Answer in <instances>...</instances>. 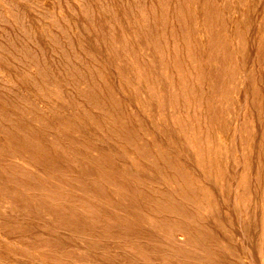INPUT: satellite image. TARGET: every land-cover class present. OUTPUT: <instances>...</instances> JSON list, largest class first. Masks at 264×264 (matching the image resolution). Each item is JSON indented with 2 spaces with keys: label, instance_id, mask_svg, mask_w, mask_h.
<instances>
[{
  "label": "rangeland",
  "instance_id": "1",
  "mask_svg": "<svg viewBox=\"0 0 264 264\" xmlns=\"http://www.w3.org/2000/svg\"><path fill=\"white\" fill-rule=\"evenodd\" d=\"M31 1L32 0H29V1L28 0H0V22H1V20H2V22L4 21L3 23H0V55L2 56V57L0 56V65L4 66L5 70H6L2 73L0 72L1 73L0 74V99H1L0 100V143H1L0 145L1 146L3 145L2 147L0 146V168H1L0 169V264H122V263L123 264H167V263L168 264H170V263L171 264H181V263L182 264H191L194 260L196 261V262L194 261L195 264H206L204 247L207 245L206 243L208 242V240H207V238H205L206 236H205L204 232H199L202 229L201 226L197 227V235L193 236V238L191 239V241H193L194 243L190 242L189 246L188 245L184 246V245H179V244L176 245L175 243H169L168 242L169 240L166 236V232L171 227L183 226L186 228V225H188L186 223V215H185L186 212L188 213V211H187L188 207L186 206L187 204H186L185 200L183 199V196H182L183 193H182V191L174 190L179 184L177 186L174 184L175 187H174V185H171V186L169 184L165 185V183L162 182L163 180L159 181L156 179L158 177L155 176L154 181L155 180L158 181V183L161 185L157 186L158 183L153 184V186H151V188L148 190V192L150 193V190H153V191H151L150 195L152 194V192L153 193L156 192L155 193L156 195L154 194V196H160L161 195L160 199L163 200L162 203L164 205H168V206L170 205V207L175 208V210L178 209L177 212L178 213L182 212L183 214L182 213L179 214L182 216L173 215L172 213H165L166 211H164L160 207H159V209H161V210H157L158 206L152 208L154 210V212H153V214H151L149 212L148 208H146V209L144 208L143 203L145 201H143V198H141V196L138 195L139 191H138V194H136L137 189L135 188L136 189V191H135L134 188H132V187H134V185H133L134 180H132V179H135L138 176L141 178V181H140L141 184L143 182L146 185H149V181L144 182V180H146V179L143 176H140V174L142 172L144 174L148 175V170H145V168H143V169L138 168L139 170L136 172L132 169L127 168L124 164L121 163L126 168V172H124V175H125L124 180H125L126 184H124V185L121 184L120 179H119L120 176L116 172L118 165H120L119 164L120 161H119L118 157H115L116 154H121V150L117 146H113L112 141H109V139L107 140L106 138L99 140L98 141L99 143H97V145H101V147H103V149H104L103 155L104 156L102 155L101 150L93 151V153L91 155L83 154V152L80 151V149H78V151H76V152L75 151L73 152V149H74L73 145H71V146L69 145L68 148H66V146H65V149L63 148V150L66 151V150L70 149V151L68 150L67 152H64L63 150H61L62 147H64V146L58 145L59 140H60V139L56 138L58 136L54 135L53 132L48 133L50 131L47 129L44 133V128H43L44 123L42 121L32 120V115L34 116V114H33L34 110L29 106V105H31L30 104L31 101L29 100L28 95L31 96L30 94H31L32 90H34V88L32 89V87L33 86L35 87V85H38L39 88H43V86L46 85V86H44V88L45 87L51 88L53 90H60L61 89V90H63V91L60 90L61 92L70 93V94H71V92H73L72 94L75 93L74 88L77 89V91H89V90H91V88H90L91 82L89 84V81L86 78H88V77H89V79L92 78V76L94 74V73L92 74V72H95L96 68L94 66H96V64L97 65L100 64V66H101V63H102L103 66H101V67H103V69H104V64H106L107 66L105 65V68L107 70L104 69V71L107 73H111L113 71L112 72L113 74L118 72L116 69V68H118V66H116V65L119 64L120 69L119 68L118 69H119V71L121 70L120 73L122 71L124 72V73L122 72L123 74L121 73L123 75V76L121 75V79L123 80V78H125L124 80H126V81L127 80L133 81V84H135V85H132V87L134 89L136 88L138 91L136 89L133 90V88H132V91H135V93H138L137 95L140 94L139 97L137 96L139 98V100H140V98H141V101L146 99L145 98L146 97L145 92L148 89L144 85V82L142 83L141 79H139L140 77L138 78L136 74H138V76H140L142 74H145V71H146V75L149 76V77H147L148 80L150 78H152L149 81L150 82L154 81V82H151V83L157 82L162 87L161 88L156 83L157 84V94L158 95L162 94V97H160V99L163 101L162 105H165V108H163V109H164V113L167 115L170 113V111H168V110H171V108L173 107L174 98H178V97L176 96V93L173 96H171L172 92L167 94L168 93L167 91L169 90V88H168L169 82L166 81L165 78H163L164 76L161 77L159 75V68L161 69V67H160L159 62H158L159 64H157L158 56H155V55L157 54L158 50L159 51L161 50L160 52H158V55L161 54L160 57H162L163 54H164L163 56H165L167 54L165 57H168L169 59L166 61H170L171 55H173V57H174L178 52V54L176 56H178V55L179 56L178 57L175 56V60L176 61L178 59L181 60V62L178 60L179 63H181V64L185 63L184 61L187 60L189 64L187 62L185 64L186 65L188 64V67L194 73L190 72L191 73V74L189 73L190 77L187 74L188 78H185V79L186 80L188 79L189 81H184V82L181 81V83H179V84H178L179 80L175 82L174 88H176V90H178L182 95L180 97L179 101H177V102L182 103L185 106L184 109H187L189 107L192 110V111L190 109H189L190 111L188 110L190 115H191V113L194 114L195 110L202 112L204 110L203 103H205V100H206L208 102L209 107H210L209 109H211V111L215 114V116L218 117V119L214 118V120L219 122L218 126L223 127L222 125L225 124L223 128H226L227 131H234V130L237 131L238 130V127H237L238 123H236L235 119L240 114V107H239L240 103H239V101H240V95H241V84H240L241 76L246 75V74H248L249 77H251V75H252L253 78L255 76L256 78H258V81L263 82L262 86L264 85V35L262 33V32H264V26H262V25H264L263 24L264 20L262 21V19L264 18V16H263L264 12H262L264 8L259 6L260 2H262L264 0H255V2H254L255 4L254 3H252L251 5L248 4L249 6L254 7V9L253 8L250 9L249 6L245 7L244 0H240V5L238 6V10H237V13L235 15L236 19H237V22H236L237 27L235 26V24H234V26L231 25V27H230V25L228 26L226 24V21L223 19V17L219 18L222 16V14H224V12L226 13L225 17H228V12H226L227 10L225 9V5L223 6L222 4L216 3L217 6L215 5L214 9H213V7H210L211 1L215 2L216 0H197L199 2L198 3L197 1H195L197 4L194 3L193 0L192 1L191 0H189V1H187V0H182V1L181 0H168L167 2H166V0H163V1L162 0H148L149 2L147 0H77L76 2H75V0H54V1L49 0L53 4V7H52L53 9L51 12H47V11L40 8V4L46 0H38V1L34 0V1H32L34 3H32ZM59 1H61V2H59ZM153 1H155L157 5L155 4V2L153 3ZM231 1L234 3H236V2L239 3L238 0H231ZM53 2H56L55 3L56 7L59 8L60 11H59V9L57 11V8H55V4ZM91 2H92V4H91ZM120 2H121V4H120ZM186 2L187 3L189 2L188 3L189 5ZM143 3L145 5L147 4L146 10L149 11L151 9V12H149L151 15H152V13L155 14L157 12L155 18H157L159 21L157 19L153 18L154 16H151L150 14L148 15L149 20H151V19L156 20V22L154 20H151L152 22L154 21L155 24L154 23L151 24L149 22L148 23L149 25L147 26V23H146V22H148L147 18H143V19L141 18V20H140L139 16H142V14H140V13L144 12L142 10L144 8ZM148 3H150V4H148ZM152 3L156 6H154ZM191 3L194 4V6ZM30 4H31V6H30ZM32 4L33 5L35 4V5L33 6ZM138 4L141 5L140 7H142V8H140ZM190 4L192 6H190ZM195 4L197 5V7ZM129 5H131V6H129ZM152 5H153V7H156V8L159 7L158 10L157 9L155 10V8H153ZM148 6H150L149 9H148ZM174 6H175V8H174ZM221 6H222V8H221ZM5 7L10 8V13L5 12ZM32 7H35L36 10H35V8H32ZM92 7H93V9H92ZM129 7H130V9H129ZM164 7L166 8V10L163 9ZM16 8H19V9H16ZM137 8L141 9V11L138 10ZM196 8H197V10H196ZM177 10H179V11L177 12ZM222 10H224V12ZM137 11L138 12L140 11L139 14ZM168 11H169V13H167ZM42 12H46L47 16L44 13L41 14ZM123 12H125V13H123ZM51 13H52V15H50ZM114 13H116V15ZM161 13H163V15H161ZM180 13H182V15H180ZM3 14L6 16H4ZM15 14H16V16H15ZM54 14H56V15H54ZM121 14H125V15L130 14L128 17H129V19H130V17H132L131 18L132 21L130 22L129 19L127 20V18H128V17H126L127 15L124 16ZM48 15H50V16H48ZM131 15H133V16H131ZM158 15H161V16L159 17ZM199 15H201L202 19H201V17H199ZM122 16L126 17V18L123 19ZM163 16H164V18H163ZM182 16H183V18H182ZM45 17H49V18L51 17V19H47ZM261 17H263V18H261ZM7 18L10 19V21ZM15 18L18 19V21ZM162 18L164 20H162ZM190 18H192V19L190 20ZM65 19L67 21H65ZM125 19H126V21L124 22L123 20H125ZM138 19L141 22H144V19H146L145 22L143 23V25L141 24L140 26L142 27L141 29L143 30V27L146 24V28L144 27V29L145 30L147 29L146 31H147V35L149 37L145 35L146 32L144 30L141 32H142L144 40L146 39V41H144V40L143 41L145 42V44L148 42L149 45H150V42H149L148 38L150 39L151 35H154L153 37L158 36V34L162 30V28H163V30H165L164 26L169 23L168 25L165 26V28L167 27L166 28L167 31L165 30L163 33V30H162L161 34H159V36H158V38L160 37V35L163 36L162 34H164V36L166 38H167V36H169L167 38L168 41H166V43L163 42L164 40L159 39L160 41L158 44H162L164 46L163 48H160V49L157 48L158 49L157 50V49H155L156 48V46H155V48H154L155 50L154 49L146 50L144 47H142L143 44L141 45V43L139 41L140 39L138 40V39H136L137 37L135 38V36H136L135 33L133 35H131L132 34V28L138 27V26L135 27L136 24H138V22H137ZM165 19H166V21H165ZM188 19H189V21H188ZM196 19L198 21H196ZM110 21H113V22H110ZM135 21H136V24L134 25ZM194 21H195V24H197V23H199V21H201L200 23L202 25L201 24L195 25ZM121 22H123V23H121ZM159 22H160V25H159ZM163 22H165V23L163 24ZM161 23H162V25H161ZM192 23L194 24V26ZM4 24H5V26H4ZM42 24L44 26H42ZM150 24H151V26L155 25L154 26L155 28H156V24H157L158 25L157 31H155L156 29L154 27L153 28L155 30L152 29V27H150ZM76 25L78 26L77 29H76ZM169 25L171 27L174 26V28H171ZM177 25H178V27L175 28V26H177ZM179 26L180 27L182 26V27L180 28ZM188 26H190V27H188ZM43 27H46V28L49 27L50 29L47 28V30H45L46 28H43ZM114 27H116V28H114ZM130 27H131V29H129ZM168 27L170 28V31L175 29L174 33H173V31H171V33H169ZM198 27H201V28L198 29ZM234 27L237 30H235ZM187 28H190V29H187ZM191 28L194 31H200V30L202 31V36L199 37L202 39L197 40L194 38V40H196V44H198V45H194L193 36H192L193 34L191 36H188V31H189V35L191 34ZM195 28H197V29L195 30ZM203 28H205V29H203ZM232 28L235 32L231 31ZM122 29H123V31H122ZM177 29H178V31L176 32ZM180 29H181V32L179 31ZM23 30H25V31H23ZM17 31H19V32H17ZM47 31L49 32L48 34L46 33ZM79 31H81V32H79ZM151 31L155 32V33L152 34ZM185 31H187V32H185ZM149 32L151 33V35L149 34ZM179 32L180 33L183 32V35L180 34ZM219 32H220V34H219ZM175 33H179L178 36L181 38L180 41H179V38L177 39L176 37H173L175 35H172V34H175ZM14 34L16 36H14ZM69 34L71 37L69 36ZM111 34H112V36H111ZM25 35H26V37H25ZM108 35H109V38H108ZM123 35H125V37ZM1 36H3V38ZM8 36L11 37L12 39H9ZM17 36H19V37L17 38ZM44 36H45V38H44ZM128 36L131 38L128 39L127 38ZM144 36H146V38ZM164 36L162 37L163 39L165 38ZM176 36H177V34H176ZM170 37L171 38L173 37L174 40L173 39L170 40L171 39ZM185 37H187L188 39ZM207 37H208V39H207ZM111 38H113V39L117 38L118 40L117 39H116L117 41L112 40ZM125 39H126V41L128 40V42L124 41V43H123V40H125ZM185 39L187 40V42ZM254 39L256 40V43L253 42V41H255ZM61 40H63V41H61ZM152 40L156 41L153 43V47H154V44H156L158 41H157V38H153ZM184 40H185V43L183 42ZM188 40H189V42H192V45L189 44ZM53 41H55V42H53ZM112 41H114L115 43ZM129 41L134 46L132 45V47H131V44H128V43H130ZM138 41H139V43H138ZM257 41H258L259 45L257 44ZM102 42H104V44ZM118 42H122L121 45L122 44H124V45L121 46ZM176 42H180L183 45L182 49H180L181 44L179 43V45H180L179 46ZM9 43H11L10 44L11 46L9 45ZM111 43L112 44L114 43L113 45H115L117 48L119 47L118 49H115L116 51L119 50V51H117L118 54L114 50V48H116V47H114V46L112 47ZM164 43L165 44L168 43V44L164 45ZM6 44H8V45H6ZM59 44H60V46H59ZM187 44L189 45L190 48L187 47L188 46ZM254 44H257L258 47ZM162 45H160V46L162 47ZM184 45H186V48ZM1 46H3V47H1ZM6 46H7V48H6ZM76 46L78 49L76 48ZM100 46H101V49H99ZM127 46H130L131 49H130V47H128L126 49ZM138 46H140V47H138ZM144 46H146V45H144ZM165 46H166V48H168L169 53H167L168 51L166 50ZM172 46H173V49H174V47L177 46L176 48H178L181 51L182 59L180 58L181 53L178 50H176V48H175V51H176L175 52L171 48ZM22 47H23V49L25 48L24 51L20 50V49H22ZM121 47H125V50L123 51V48H121ZM194 47H195V49H194ZM107 48H109V50H106ZM139 48H140V50H139ZM200 48H201V50H200ZM13 50H15V52ZM26 50H28V51L30 50L31 52L29 51V53H28ZM55 50H56V52H55ZM111 50L113 52L115 51L114 53H116L117 58L114 56V53L112 55ZM126 50L128 51L130 56L128 55V53L126 55ZM133 50H136V51L134 52ZM171 50L173 52H175L176 54L175 53H174L175 55L171 54V52H172ZM182 50H184V51H182ZM186 50H187L188 54H189L190 50H191V52L195 51L194 54L192 52L193 55H195L196 53H199V54L198 55L196 54V56H194L192 59H189V58H191L190 54H189L188 58L186 57V59H183V57H185ZM254 50L257 52L254 53L253 52ZM20 51H21V54H19ZM107 51H109V54H111V55H109ZM147 51L149 53H147ZM164 51H165V53H164ZM23 52H25L24 56H23ZM39 52H40V54H39ZM105 52L109 56L106 55ZM120 52L122 53L121 55H120ZM13 53H16L15 54L16 57ZM138 53H139V55H138ZM142 53L147 55L146 57H148V56L149 57L146 58L145 55H143ZM252 53H253V55H252ZM28 54H30V55H28ZM131 54H133V55H131ZM136 54H137L138 58H137ZM203 54L206 57L202 56ZM72 55H73V57H72ZM90 55H91V58H90ZM26 56L29 57V58L28 57L27 58L30 61L28 59H26V60L24 59V58H26ZM85 56H86V58H85ZM4 57L6 59H4ZM65 57L67 59H65V62H63ZM105 57L106 58L110 57V59L108 58V60H106ZM125 57H127V58H125ZM133 57H135L137 60H134ZM139 57L140 58L142 57L143 59L142 58L141 59L143 61L140 60ZM195 57H197V59ZM70 58H71V60H70ZM138 59L140 62L138 61ZM36 60L37 61L40 60V62L39 61L37 62ZM109 60H110V62H108ZM111 60H113V62ZM117 60H120L121 62L117 61ZM209 60H210V62H209ZM130 61H131V63L133 61L134 64L129 63ZM152 61H153V63H150ZM199 61H201V62H199ZM28 62H30L29 65H31V66L36 65L37 68H31V66L29 67V65H27ZM107 62L109 63V66H110L109 68H108ZM117 62H119V63H117ZM174 62L175 61L173 59V61L169 62V64L171 63L170 65H174L175 64ZM197 62L199 65L197 64ZM93 63H94V66L92 65ZM121 63H123V64H121ZM136 63L137 64L139 63L138 66ZM145 63L147 65L143 66L142 64H145ZM191 63H193V64L191 65ZM152 64L154 67L156 65V67L153 68ZM176 64H177V62H176ZM76 65L78 67H76ZM134 65L137 67L142 66L141 70L139 69L141 71V73H139L137 67H136L137 69L135 67H133ZM194 65L196 66L195 67L196 69L194 68ZM6 66L10 67V68L8 67L9 70L6 69ZM26 66L29 68V70L27 69ZM90 66H92L93 68H91ZM146 66H147V68H146ZM148 67H150L151 69H148ZM174 67L176 68L175 65H174ZM90 68H91V70H90ZM197 68L199 70H197ZM25 70L28 73L27 72L25 73ZM151 70H152V72H151ZM180 70L184 73L183 69H180ZM10 72L13 73L12 74L13 76L15 75V76H20V77H25V78L27 77L26 79L29 81V83H27V87L25 86L27 88L26 91H24V89L22 90V88H24V87L19 88V86L16 84H15L16 85L15 86L14 84L11 85L8 83L6 84V82H4V81H6L5 78H7L8 76L11 75ZM29 72L32 76H30ZM182 72H180V73H182ZM195 72L198 74L199 78L195 77L196 76ZM235 72H237V73H235ZM7 73H9V74H7ZM87 73L90 75L88 76ZM129 73H130V75H129ZM176 73H179V72H176ZM3 74H4V76H2ZM113 74L112 75L110 74V75L113 76ZM146 75L144 76V78L146 77ZM191 75H192V78H191ZM178 76H180V75L178 74ZM32 78H33V80H32ZM117 78L118 77L116 76V80H117ZM137 78H138V80H137ZM261 78H262V80H261ZM158 79H159V81H157ZM196 79L198 81H196ZM67 80L70 81V83L73 86H70V83H68ZM155 80H156V82H155ZM160 81H162V82H160ZM39 82H41V83H39ZM76 82H77V84H76ZM202 83H204L203 86H202ZM1 84L4 86V88L6 85L7 89H4ZM77 85H78V87H77ZM163 85H164V87H163ZM200 86H201V89H200ZM179 87H182L183 91L182 90L180 91ZM195 87H196V89H195ZM255 87H256L255 82L253 81V79L252 80L250 79L249 83H248V87H247L248 91L246 90V95H248L249 98H251V97H253V94L255 95V92L257 91L258 97L262 102L264 100V92H263L264 90L262 88L261 89L262 92H260V90H255L256 89ZM197 88H199V89H197ZM28 89L31 92H29ZM163 89H164V92H162ZM36 92H38V91H36ZM183 93H185V94H183ZM164 95H166L165 97L167 99L164 98ZM187 95H189V96H187ZM231 96H233V97H231ZM12 98H14L15 100ZM163 98L166 100H164ZM169 98H171L172 101L169 100ZM189 99L192 100V102H189ZM33 102H34V104H33L34 106H35V104L37 105V101H33ZM25 103H27V104H25ZM168 103L170 104V106ZM167 106H169V107L167 108ZM27 108L29 110H26ZM37 108H39V107H37ZM28 111L31 112L32 115H30ZM70 111L71 110H68V109L66 110L65 108H62L61 110H59L55 114V117H60L64 121H66L68 119L66 121V123L67 124L70 123V125H72V128H77L76 119H75L76 114H74V111H72V112H70ZM91 111H92V113L94 112L93 110H91ZM247 111H249V113L246 112L247 115H245V118L243 119L241 126L243 127V129L246 128L245 130L248 131V135L250 133V136L248 137V135L246 133L247 131L245 132L243 129L241 131H243L244 133L241 132L242 133L241 134L238 132L240 135H236V137L233 135L232 136V142H231V145L232 144L234 145L233 148L230 146L225 147L221 144H214V143L210 144V146L208 147L206 145V143H203L204 141H202V140L199 141L198 139H194L192 137L194 134L193 129H195L199 133V135L201 132H202V135L205 132L203 125L196 127V128H193L194 126H197L198 124L190 125V126L186 127L187 129H190V131L187 129H183V135H184V133L187 134L185 136H187V138L189 136L191 138V140H187V139H185V141H183L181 139L177 140L176 135H177L178 131L176 129H174L170 124L172 123V120L174 121V119H177L178 116H179L178 118H180L181 114H179L178 116L175 115V117H173V118H171L169 116L170 118L167 117L168 119L165 117V115L163 117L161 115L160 117L164 118V119H162L163 120L162 121L161 118L158 117V120L160 119L159 122L161 121V123H162L166 119L165 125H163V127H162V131H161V133H159L161 135L158 134V131L161 128L159 126H162V124L160 125L158 121H156L157 123H155V122L154 123H150V122L148 123L147 122L145 124V127H147V126L150 127L151 124L152 125L154 124V126L156 127L157 134L159 136L157 138L158 142L156 144L157 146L158 145L159 146L158 147L156 146L154 148V150H152L151 152H153V154H154V152H158V153L164 152L166 154V158H170V159L174 158V159H177V161H180L181 163L183 162L182 164H184V166L186 168H188V175H190L194 179L201 176L202 175L201 171L205 169V166L199 168V166L196 163L197 156L195 155V152L193 151V146H195V145L203 144L206 147L205 154L207 157L212 154V157L219 158V157H222L223 155H225L226 152H229L230 154L234 155L235 154L234 152H237V151L239 152L240 146L242 143L246 142L245 144L247 145L248 144L247 142H249V144L247 145V146L250 145L249 149L247 147H245V152L247 153V155L251 159L252 157H254L253 153H255L257 150H259V146H257V145H258V142H260L262 139L261 132H262L263 128L261 129V126L263 125V118L260 117V114H261V112L262 113L264 112V103L262 105L259 103L258 104L257 103L256 104H253V103L249 104ZM95 113H97V111ZM73 114H74V116H73ZM248 114H249V116H248ZM246 117H248V118H246ZM169 119H171V120H169ZM168 120L170 122L167 124ZM228 120H231L233 124ZM145 121H147V120H145ZM8 124H9V126H8ZM83 125H84V123H83ZM231 126H232L233 130L231 129ZM233 126L234 127L236 126V128H234ZM40 127L43 130L40 129ZM81 129L83 130V128H81ZM90 130L91 129H89V128H85L83 131L85 133H88L87 135H89ZM235 133L238 134L237 132H235ZM251 133H253V134H251ZM165 136L167 137V140H164ZM238 136H239V138H237ZM199 137L201 138V136H199ZM171 138H172V140H171ZM239 139L241 140L242 143L239 142L240 141ZM242 139L243 140L245 139V140L243 141ZM192 140L193 141L195 140V141L193 142ZM194 143H196V144L194 145ZM142 144H143V142H140V146H142ZM213 146H215L216 148H213ZM237 146H238L239 150H237L235 148ZM210 147H212L213 150H211ZM226 148H229V150H227ZM91 149H94V146ZM163 149H166L168 151L166 152V150H163ZM214 149H216V150H214ZM234 149H236V151H234ZM52 150H53V152H52ZM106 151L107 152L109 151L110 154H112L109 156V158H107V156L109 154ZM14 152H16V154H14ZM104 152H106L107 154ZM114 152H116V153H114ZM63 153H65V154H63ZM67 153H68V156H67ZM144 153L145 152H143V153L138 152L137 156L138 155L142 156V155H144ZM51 154H52V156H50ZM172 154H174V155H172ZM82 155H84V157ZM16 156H18V157H16ZM148 156H150V155H148ZM148 156H146L145 161L149 162L150 160H153V157H151V156L148 157ZM27 157H29V158H27ZM66 157H68V158L66 159ZM10 158H12V159H10ZM62 158H63V160L61 161ZM85 158L87 160H85ZM147 158H150V159H147ZM27 159H28V162L31 161L32 165L29 166V163L27 161H25ZM29 159H30V161H29ZM95 159H97V160H95ZM49 160L52 162H50ZM168 160L169 159H164L163 161L165 163H168ZM72 161H73V163H75L74 165H73ZM81 161L84 163L81 164ZM106 161L108 163L110 162L108 164L109 166L107 165ZM19 162H21V163H19ZM87 163H89V165H87ZM104 163H106V164H104ZM16 164H17V168H16ZM26 164H27V166H26ZM35 164L37 166L39 164L42 167L49 169L55 175H58V172L62 173L59 176H63V178H65V177L69 178L70 177L69 179H71V180L72 179L73 180L74 179L80 180V178H81V180L78 183L79 189L77 188L75 191L71 192V191L67 190L66 188H62V187L59 188L58 185L52 184L49 186L48 181H47V179H45V177L34 172ZM45 164H46V166H45ZM251 164H255V163L253 161H251ZM20 166L22 168H20ZM74 166H76V167H74ZM18 168H20V169H18ZM75 168H78V169H75ZM2 169H4V171H2ZM6 169H7V171H6ZM79 169L83 170V171H80ZM84 169H86V170H84ZM110 169H112V170H110ZM88 171H90V172L88 173ZM86 172H87V175H85ZM130 172H131V175L134 174L133 177L131 176L132 179L130 178V176H128L129 175L128 173H130ZM154 172H158V171L155 170V171H153V173ZM88 174H91V175H88ZM80 175L82 177H80ZM114 175H115V177H114ZM126 175L128 177H126ZM158 175H161V173H158ZM88 176H89V178H88ZM118 176H119V178H118ZM13 177H14V179H12ZM104 177H105V179H104ZM115 178H117V180ZM102 181H104V182H102ZM112 181L114 182V184ZM91 183H93V184H91ZM117 183L121 185L122 189L120 191H119V188H116V187H118V186H116V185H118ZM128 184H130V185H128ZM134 184L136 187L135 182H134ZM126 185L129 187H126ZM122 186H124V187H122ZM160 187H162V188H160ZM125 188L126 189L130 188L131 189V190L129 189L130 192L128 189L124 190ZM103 190H104V192H103ZM108 190H110V191H108ZM115 190L116 191L118 190L120 192V194L115 195ZM68 191H69V193H68ZM159 191H160V193H159ZM96 192H98V193H96ZM110 192H112V193H110ZM108 193L112 194V196L109 195ZM134 193H135V196H134ZM101 194L102 195L107 194V195H103L101 197ZM121 196H122V198H121ZM129 196H130L131 200L129 199ZM93 197H94V199H93ZM108 197H112V198L110 199ZM103 199L105 201H103ZM127 200H128V202L126 203ZM99 201H101V202H99ZM102 201L106 207L103 206ZM108 202L114 203L113 204L114 206H120L122 209L124 207L125 210L124 209L123 210L126 212H123V213H125V214H123L121 211L120 212L114 211L113 210L114 206H111ZM134 203H135V206H134ZM131 205H133V206H131ZM108 206H111V207H108ZM88 207H90V208H88ZM69 208L70 209L72 208V209L70 210ZM135 208L139 209V211ZM129 210H132V212L130 213ZM93 212H94V214H92ZM107 212H109V213L106 214ZM102 213L104 214V217H102L103 216ZM129 213L131 214V216ZM132 213H134V215ZM95 214H97V215H95ZM137 214H139V215H137ZM125 215L128 217L126 218ZM87 216L90 218H88ZM91 217H93V218H91ZM132 217H133V219L131 221ZM97 218L100 221H98L96 223L95 221H97ZM114 219L117 221H114ZM137 219H140V220H137ZM237 219H238V221H232L229 218V216L223 217L221 223L224 221L227 229L230 231L237 229L238 226L240 229H243V234L247 237V239L251 245L249 251H251L253 253L254 259L257 262L258 261L257 256L260 254V251H259L260 249L258 250V248L255 247V250H257V251H255L252 248L253 243H255V246L259 245V241L262 237L261 235L257 234V223L256 222L255 223L250 222V220H247L246 222H244L241 219V216H239ZM76 220H77V222H78V220H81L80 221L81 224L79 222L76 223ZM220 220H221V217H217L216 219H214L210 222V226H209L212 230V234L214 233L213 234V236H214L213 241L217 245H219V247H220L219 249L217 247L210 248V251H212V253L214 254V255L212 254V257H210L212 264H222V263H220L221 260H219V259L230 260L231 254L239 253V251L237 250L236 247L231 246L230 241L225 240V242H220V240L218 238H216L217 236H219L216 229L218 226L220 227ZM102 221H104V222H102ZM118 222L120 223V225ZM134 222H135V224H134ZM227 222H228V226H227ZM115 223H118V224H116V226H115ZM136 223H138V224H136ZM172 223H173V225L170 226V224H172ZM178 223H180V224H178ZM144 224H146V225H144ZM242 224H243V226H242ZM129 225H131V226H129ZM85 226L87 228H85ZM92 226H94V227H92ZM112 226H114V227H112ZM117 226H119V228H117V229L124 228V226L126 229L124 228V229H122V231L120 230L121 232L120 231L118 232V230L116 229ZM128 226H129V228H127ZM148 226H150V227L152 226L153 230H155L156 232L154 231L155 233H153L151 230H149L150 227H148ZM99 227H100V229H97ZM90 228H91V230H90ZM111 228H112V231H111ZM113 228H115L116 230L113 231ZM86 229H88V230H86ZM128 229H129V231H128ZM130 229H132V230H130ZM60 230H61V232H60ZM93 230H94V232H93ZM74 231H75V233H74ZM108 231H111V232H108ZM123 231H124V234L122 233ZM131 232H134V234ZM90 233H91V235H90ZM126 233H128L127 235L130 238L127 237ZM209 233H211V231ZM106 234L108 235V237ZM120 235L122 236V238ZM125 235H126V238H125ZM86 236H88V238ZM9 238H12L13 240L9 239ZM83 238L85 241L83 240ZM134 238H136V239H134ZM175 238H176L177 242L178 241L183 242L185 240L186 236L182 233H177ZM120 239H122V240H120ZM149 239H151V240H149ZM93 240H95V241H93ZM120 242H122V243H120ZM124 242H125V244H124ZM128 242H129V244H128ZM170 242H172V241H170ZM256 243H258V244H256ZM131 245H132V247L130 248ZM161 245H163V248H161ZM90 246H91V248H90ZM123 246H124V248H123ZM125 247L127 249H125ZM128 247L130 248L131 252L128 250ZM173 247L175 249H178V250H175ZM133 248L136 250H134ZM183 248L185 249V251ZM132 249L134 250V254L132 253V251H133ZM163 249H164V251H163ZM120 250H122V251H120ZM173 250L175 251V254H174ZM188 250L190 252H188ZM199 250H200V252H199ZM126 251H129L130 253L126 252ZM135 251L137 252L136 254H135ZM176 251L178 252L179 255L178 254L176 255ZM142 252H143V254L144 253L145 254L144 255L141 254ZM180 252L183 255H180ZM111 253H113L114 255ZM191 254H193V257H195V259L192 257L194 259V260H192V262L190 261V257H188V256H191ZM130 255H131V257H130ZM140 255H141V257H139ZM116 256H117L118 260L120 259L119 261L116 260L117 259ZM179 256H180V258H179ZM50 257H52V258H50ZM122 257H123V259H122ZM182 257L185 259H183ZM129 258H131V259L129 260ZM125 259H126V261H124ZM163 259H164V261H163ZM128 261H129V263H128ZM187 261H188V263H187ZM179 262H181V263H179ZM184 262H186V263H184Z\"/></svg>",
  "mask_w": 264,
  "mask_h": 264
},
{
  "label": "bare ground",
  "instance_id": "2",
  "mask_svg": "<svg viewBox=\"0 0 264 264\" xmlns=\"http://www.w3.org/2000/svg\"><path fill=\"white\" fill-rule=\"evenodd\" d=\"M29 1V0H28ZM32 1H34V0H32ZM31 1V2H32ZM36 1V0H35ZM38 1V0H37ZM54 1V0H53ZM77 0H75V2H76ZM148 1V0H147ZM163 1V0H162ZM168 0H166V2H167ZM182 1V0H181ZM187 1H189V0H187ZM192 1V0H191ZM195 1H197V0H193V2L194 3H196ZM59 2H61V1H59ZM80 2V1H79ZM107 2V1H106ZM149 2V1H148ZM155 1H153V3H154ZM161 2V1H160ZM165 2V3H166ZM198 2V1H197ZM238 2L239 3H234V2H232L231 0H216L215 2L213 1H211V5H210V7H213V9H214V7H215V5H216V3H218V4H222L223 6L225 5V9L227 10L226 12H228V17H225L226 15V13L224 12V10H222L223 12H224V14H222V16L221 17H219V18H222L223 17V19L226 21V24L229 26L230 25V27H231V25L232 26H234V24H235V26H236V22H237V19H236V13H237V10H238V6L240 5V0H238ZM255 2V0H244V5H245V7L246 6H249L248 4H252V3H254ZM32 3H34V2H32ZM54 4L56 3V2H53ZM152 3V4H153ZM164 3V4H165ZM169 3V2H168ZM187 3V2H186ZM189 3V2H188ZM187 3V4H188ZM199 3V2H198ZM8 4V3H7ZM29 4V3H28ZM91 4H92V2H91ZM102 4V3H101ZM120 4H121V2H120ZM126 4V3H125ZM144 4V3H143ZM142 4V5H143ZM148 4H150V3H148ZM155 4H156V2H155ZM163 4V3H162ZM167 4V3H166ZM192 4V3H191ZM190 4V6H194V4H192L191 5ZM197 4V3H196ZM195 4V5H196ZM255 4V3H254ZM15 5V4H14ZM33 5V4H32ZM35 5V4H34ZM33 5V6H34ZM115 5V4H114ZM139 5V4H138ZM147 5V4H146ZM145 4L143 5V11L144 12H141L140 14H142V16H139L140 17V20H141V18L143 19V18H149V12H151V9L148 11V10H146V6ZM154 5V4H153ZM153 5H152V7H153ZM157 5V4H156ZM156 5H154V6H156ZM160 5V4H159ZM189 5V4H188ZM12 6V5H11ZM16 6V5H15ZM30 6H31V4H30ZM110 6V5H109ZM124 6V5H123ZM129 6H131V5H129ZM141 5H139V7H140ZM217 6V5H216ZM259 6H261V7H263L264 8V1H262V2H260V4H259ZM4 7V6H3ZM53 7V4H52V2H50L49 0H46V1H43L41 4H40V8L41 9H43V10H45V11H47V12H51L52 11V8ZM101 7V6H100ZM111 7V6H110ZM149 7L150 6H148V9H149ZM168 7V6H167ZM196 7H197V5H196ZM250 7V9H254V7H251V6H249ZM32 8H35V7H32ZM55 8H57L56 7V4H55ZM63 8V7H62ZM102 8V7H101ZM140 8H142V7H140ZM153 8H155V10L157 9L158 10V8H156V7H153ZM174 8H175V6H174ZM195 8V7H194ZM193 8V9H194ZM221 8H222V6H221ZM15 9V8H14ZM16 9H19V8H16ZM22 9V8H21ZM58 9L59 8H57V11H58ZM88 9V8H87ZM92 9H93V7H92ZM129 9H130V7H129ZM138 9V8H137ZM163 9H165L166 10V8L164 7ZM162 9V10H163ZM188 9V8H187ZM4 10V9H3ZM35 10H36V8H35ZM34 10V11H35ZM138 10H140L141 11V9H138ZM154 10V9H153ZM152 10V11H153ZM154 10V11H155ZM160 10V9H159ZM196 10H197V8H196ZM55 11V10H54ZM56 11V12H57ZM59 11H60V9H59ZM62 11V10H61ZM87 11V10H86ZM116 11V10H115ZM139 11V12H140ZM148 11V12H147ZM153 11V12H154ZM179 10H177V12H178ZM5 12H7V13H10V8H6L5 7ZM127 12V11H126ZM131 12V11H130ZM138 12V11H137ZM139 12H138V14H139ZM156 12V11H155ZM159 12V11H158ZM164 12V11H163ZM222 12V13H223ZM262 12H264V9H263V11ZM261 12V13H262ZM6 13V14H7ZM40 13V12H39ZM45 14L46 15V12H42L41 14ZM77 13V12H76ZM94 13V12H93ZM123 13H125V12H123ZM129 13V12H128ZM135 13V12H134ZM167 13H169V11L167 12ZM175 13V12H174ZM249 13V12H248ZM48 14V13H47ZM61 14V13H60ZM115 15H116V13H114ZM131 14V13H130ZM129 14V15H130ZM133 14V13H132ZM156 14H157V12L155 13V14H153L152 13V15L151 16H154L153 18H155V16H156ZM178 14V13H177ZM263 14V13H262ZM4 15V14H3ZM11 15V14H10ZM50 15H52V13L50 14ZM50 15H48V16H50ZM54 15H56V14H54ZM89 15V14H88ZM121 15H124V16H126L125 14H121ZM129 15H127L126 17H128ZM137 15V14H136ZM161 15H163V13H161ZM161 15H158L159 17L161 16ZM167 15V14H166ZM180 15H182V13H180ZM261 15V14H260ZM2 16V15H1ZM4 16H6V15H4ZM15 16H16V14H15ZM19 16V15H18ZM24 16V15H23ZM47 16V15H46ZM58 16V15H57ZM99 16V15H98ZM131 16H133V15H131ZM150 16V17H151ZM168 16V15H167ZM179 16V15H178ZM196 16V15H195ZM264 16V15H263ZM12 17V16H11ZM52 17V16H51ZM51 17L49 18V17H45V18H47V19H51ZM56 17V16H55ZM88 17V16H87ZM100 17V16H99ZM123 17V16H122ZM126 17H123V19L124 18H126ZM158 17V18H159ZM199 17H201V15H199ZM260 17V16H259ZM58 18V17H57ZM131 18L132 17H130V19H129V17L127 18V20L129 19L130 20V22L132 21L131 20ZM138 18V17H137ZM152 18V17H151ZM150 18V19H151ZM163 18H164V16H163ZM162 18V20H164ZM168 18V17H167ZM172 18V17H171ZM175 18V17H174ZM182 18H183V16H182ZM261 18H263V17H261ZM8 19V18H7ZM16 19V18H15ZM38 19V18H37ZM93 19V18H92ZM101 19V18H100ZM122 19V18H121ZM155 19H157V18H155ZM192 18H190V20H191ZM201 19H202V17H201ZM200 19V20H201ZM5 20V19H4ZM9 21H10V19H8ZM13 20V19H12ZM17 21H18V19H16ZM20 20V19H19ZM139 19L137 20V22H138V24H136V21H135V23H134V25L136 24V26L135 27H137V28H132V34L131 35H133L134 33H135V38L136 39H140L139 41H140V43H141V45L143 44V46L142 47H144L146 50H151V49H154L155 48V46H156V48L155 49H157V48H163L164 46L162 45V44H158L159 43V39H162V40H164L163 42H165L166 43V41H168V37L169 36H167V38L164 36V34H162L165 38L163 39L162 37L163 36H161L160 35V37L158 38V36H159V34H161V31L163 30V28H162V30L160 31V33L158 34V36H155V37H153L154 35H151V33L149 32V34L151 35V38L149 39L148 37V35H147V29L145 30L144 29V27L146 28V24H145V26L143 27V30L146 32V36H148L147 38H148V40H149V42H150V45H149V43L147 44H145V42L144 41H146V39L144 40V38H143V35H142V32L141 31H143L141 28V24L143 25V23L145 22V20L146 19H144V22H141ZM151 20H154V19H151ZM151 20H147L148 22H146L147 23V26L149 25L148 23L150 22L151 24L152 23H154V21L156 22V20H154L153 22L151 21ZM158 20V19H157ZM264 20V18L262 19V21ZM14 21V20H13ZM22 21V20H21ZM65 21H67L66 19H65ZM124 22L126 21V19L125 20H123ZM143 21V20H142ZM159 21V20H158ZM165 21H166V19H165ZM188 21H189V19H188ZM196 21H198L197 19H196ZM261 21V20H260ZM4 22V21H3ZM2 22V20H1V22L0 23H3ZM15 22V21H14ZM44 22V21H43ZM102 22V21H101ZM110 22H113V21H110ZM128 22V21H127ZM126 22V23H127ZM129 22V23H130ZM184 22V21H183ZM201 21H199V23H197V24H195V21H194V24L195 25H200L201 23H200ZM264 22V21H263ZM121 23H123V22H121ZM128 23V24H129ZM165 22H163V24H164ZM182 23V22H181ZM190 23V22H189ZM261 23V22H260ZM259 23V24H260ZM10 24V23H9ZM45 24V23H44ZM47 24V23H46ZM99 24V23H98ZM151 24H150V27H152V29H154L155 27V23L153 24L154 26H151ZM169 24V23H168ZM168 24H166V25H168ZM193 24V23H192ZM194 24H193V26H194ZM264 24V23H263ZM48 25V24H47ZM51 25V24H50ZM67 25V24H66ZM70 25V24H69ZM159 25H160V22H159ZM161 25H162V23H161ZM165 25V26H166ZM174 25V24H173ZM202 25V24H201ZM262 25V24H261ZM4 26H5V24H4ZM42 26H44L43 24H42ZM49 26V25H48ZM129 26V25H128ZM165 26H164V29L167 31V27L165 28ZM170 26V25H169ZM226 26V25H225ZM262 26H264V25H262ZM9 27V26H8ZM77 25H76V29H77ZM99 27V26H98ZM110 27V26H109ZM123 27V26H122ZM134 27V26H133ZM154 27V28H153ZM171 27V26H170ZM176 27H178V25L177 26H175V28ZM180 27V26H179ZM182 27V26H181ZM180 27V28H181ZM188 27H190V26H188ZM197 27V26H196ZM204 27V26H203ZM237 27V26H236ZM5 28V27H4ZM43 28H46V27H43ZM47 28H49V27H47ZM47 28L45 29V30H47ZM65 28V27H64ZM104 28V27H103ZM102 28V29H103ZM114 28H116V27H114ZM157 28H158V25L156 24V30L155 31H157ZM161 28V27H160ZM159 28V29H160ZM169 28V27H168ZM171 28H174V26L173 27H171ZM201 27H198V29H200ZM209 28V27H208ZM229 28V27H228ZM235 28V27H234ZM16 29V28H15ZM20 29V28H19ZM24 29V28H23ZM50 29V28H49ZM74 29V28H73ZM127 29V28H126ZM129 29H131V27L129 28ZM183 29V28H182ZM187 29H190V28H187ZM186 29V30H187ZM197 28H195V30H196ZM203 29H205V28H203ZM226 29V28H225ZM231 29V28H230ZM18 30V29H17ZM44 30V31H45ZM165 30H163V33H164V31ZM174 30L175 29H173V30H171V31H173V33H174ZM235 30H237L236 28H235ZM262 30V29H261ZM20 31V30H19ZM19 31H17V32H19ZM23 31H25V30H23ZM34 31V30H33ZM43 31V30H42ZM41 31V32H42ZM59 31V30H58ZM113 31V30H112ZM122 31H123V29H122ZM127 31V30H126ZM125 31V32H126ZM131 31V30H130ZM150 31V30H149ZM159 31V30H158ZM171 31H170V28H169V33H171ZM178 31V29L176 30V32ZM180 32H181V29L179 30ZM188 31V30H187ZM187 31H185V32H187ZM231 31H233V32H235L234 30H233V28H232V30ZM10 32V31H9ZM79 32H81V31H79ZM129 32V31H128ZM152 32V31H151ZM179 32V33H180ZM8 33V32H7ZM47 34L49 33L48 31L46 32ZM45 33V34H46ZM124 33V32H123ZM153 33H155V32H152V34ZM157 33V32H156ZM179 33H175V34H172V35H175V36H173V37H176L177 39L179 38V41L181 40V38L178 36L179 35ZM263 33V35H264V32H262ZM25 34V33H24ZM44 34V35H45ZM75 34V33H74ZM80 34V33H79ZM113 34V33H112ZM112 34H111V36H112ZM121 34V33H120ZM119 34V35H120ZM176 34H177V36H176ZM180 34H182L183 35V32L182 33H180ZM193 34V35H192ZM219 34H220V32H219ZM9 35V34H8ZM81 35V34H80ZM114 35V34H113ZM116 35V34H115ZM126 35V34H125ZM125 35H123L124 37H125ZM128 35V34H127ZM157 35V34H156ZM169 35V34H168ZM193 36V42H194V45H198V44H196V40H194V38L195 39H197V40H199V39H202V38H199L200 36H202V31L200 30V31H194L192 28H191V34L189 35V31H188V36ZM12 36V35H11ZM14 36H16L15 34H14ZM55 36V35H54ZM69 36H70V34H69ZM146 36H144L145 38H146ZM171 36V35H170ZM185 36V35H184ZM205 36V35H204ZM2 38H3V36H1ZM9 37V36H8ZM13 37V36H12ZM19 36H17V38H18ZM25 37H26V35H25ZM59 37V36H58ZM71 37V36H70ZM69 37V38H70ZM134 37V36H133ZM157 38V43L156 44H154V47H153V43L154 42H156L155 40L153 41L152 39L153 38ZM171 38L170 40H174V38ZM182 37V36H181ZM24 38V37H23ZM30 38V37H29ZM44 38H45V36H44ZM105 38V37H104ZM108 38H109V35H108ZM128 39L129 38H131V37H127ZM175 38V39H176ZM185 38H187V37H185ZM206 38V37H205ZM9 39H12L11 37H9ZM56 39V38H55ZM107 39V38H106ZM112 40H116L117 38H111ZM121 39V38H120ZM124 39V38H123ZM167 39V40H166ZM184 39V38H183ZM188 39V38H187ZM207 39H208V37H207ZM206 39V40H207ZM260 39V38H259ZM21 40V39H20ZM79 40V39H78ZM105 40V39H104ZM109 40V39H108ZM118 40V39H117ZM116 40V41H117ZM132 40V39H131ZM144 40V41H143ZM186 40V39H185ZM185 40L183 41L184 43H185ZM190 40V39H189ZM189 40H188V42H189ZM255 40V39H254ZM3 41V40H2ZM61 41H63V40H61ZM124 41H126V39L125 40H123V43H124ZM139 41H138V43H139ZM153 41V42H152ZM5 42V41H4ZM14 42V41H13ZM53 42H55V41H53ZM70 42V41H69ZM72 42V41H71ZM79 42V41H78ZM105 42V41H104ZM104 42H102L103 44H104ZM109 42V41H108ZM112 42H114V41H112ZM126 42H128V40L126 41ZM125 42V43H126ZM130 42V41H129ZM162 42V43H163ZM186 42H187V40H186ZM254 43H256V40L255 41H253ZM252 42V43H253ZM3 43V42H2ZM1 43V44H2ZM115 43V42H114ZM113 43V44H114ZM120 45H121V43L122 42H118ZM133 43V42H132ZM161 43V42H160ZM164 43V45H167V44H165ZM178 45H179V43L180 42H176ZM11 43H9V45H10ZM55 44V43H54ZM57 44V43H56ZM65 44V43H64ZM75 44V43H74ZM112 44V43H111ZM112 44V47L114 46V47H116L115 45H113ZM117 44V43H116ZM128 44H131V42L130 43H128ZM181 44V43H180ZM189 44H191L192 45V42H189ZM250 44V43H249ZM257 44H258V41H257ZM257 44H254V45H256L257 46ZM6 45H8V44H6ZM16 45V44H15ZM108 45V44H107ZM122 45H124V44H122ZM121 45V46H122ZM132 45L133 44H131V47H132ZM138 45V44H137ZM144 45H146V46H144ZM160 45H162V47L160 46ZM177 45V46H178ZM188 45V44H187ZM253 45V46H254ZM259 45V44H258ZM11 46V45H10ZM25 46V45H24ZM59 46H60V44H59ZM109 46V45H108ZM119 46V45H118ZM134 46V45H133ZM175 46V45H174ZM176 46V47H177ZM180 46V45H179ZM185 46V48H186V45H184ZM252 46V45H251ZM255 46V47H256ZM1 47H3V46H1ZM105 47V46H104ZM110 47V46H109ZM128 47H130V46H127L126 47V49L128 48ZM131 47H130V49H131ZM138 47H140V46H138ZM176 47H174V49H173V46L171 47L174 51H175V48ZM182 47H183V45L181 44V48L180 49H182ZM187 47H189V45L187 46ZM258 47V46H257ZM6 48H7V46H6ZM27 48V47H26ZM29 48V47H28ZM76 48H77V46H76ZM119 48V47H118ZM117 47L116 48H114V50L115 49H118ZM121 48H123V51L125 50V47H121ZM165 48H166V46H165ZM190 48V47H189ZM188 48V49H189ZM230 48V47H229ZM25 49V48H24ZM24 49H23V47H22V49H20V50H22V51H24ZM61 49V48H60ZM72 49V48H71ZM78 49V48H77ZM99 49H101V46L99 47ZM134 49V48H133ZM154 49V50H155ZM184 49V48H183ZM187 49V50H188ZM193 49V48H192ZM194 49H195V47H194ZM193 49V50H194ZM224 49V48H223ZM4 50V49H3ZM32 50V49H31ZM106 50H109V48H107ZM129 50V49H128ZM139 50H140V48H139ZM153 50V51H154ZM158 50V49H157ZM165 50V49H164ZM166 50L168 51V48H166ZM176 50H178L180 53H181V51L178 49V48H176ZM187 50H186V53H185V57H183V59H186V57L188 58L189 57V54H190V57L191 58H189V59H192L194 56H196V54L198 55L199 53H196L195 55H193L194 53H195V51L193 52V54H192V52H191V50L189 51V54L187 53ZM200 50H201V48H200ZM8 51V50H7ZM14 52H15V50H13ZM28 53H29V51L28 50H26ZM101 51V50H100ZM112 51V50H111ZM116 51V50H115ZM114 51V52H115ZM117 51H119V50H117ZM117 51H116V53H117ZM121 51V50H120ZM122 51V52H123ZM134 52L136 51V50H133ZM161 51V50H160ZM159 50L157 51V54L155 55V56H158V61H157V64H159L160 63V67H161V69L159 68V75L161 76V77H163V78H165V80L166 81H168L169 83H168V88H169V90L167 91L168 93L167 94H169V93H171L172 92V95L171 96H173V95H175V93H176V96L178 97V98H174V104H173V107L171 108V110H168V111H170V113L169 114H165L164 113V109L163 108H165V105H162V100L160 99V97H162V94L160 95H158L157 94V82H156V80H155V82L157 83H151V82H154V81H149V80H151L152 78H150L149 80H148V78L147 77H149V76H147L146 75V71H145V74H142V75H140V76H138V74H136L137 75V77L139 78V79H141V81H142V83L144 82V85L146 86V88L148 89L145 93H146V99L145 100H142L141 101V98H140V100H139V96H140V94L139 95H137L138 93H135V91H132V85H135V84H133V81L132 80H130V81H126V80H124L125 78H123V80L121 79V75L124 73L123 71V73L121 74L120 73V71H119V64H117L116 66H118V68H116L117 69V71L118 72H116L115 74H113L112 72L111 73H107V72H105L104 71V69L105 70H107L106 68H105V65L106 64H104V69H103V67H101V66H103L102 65V63H101V66H100V64L99 65H97L96 64V66H94V63L92 64L96 69H95V72H92V74H93V76H92V78L91 79H89V75L90 74H88L87 73V77L88 78H86L88 81H89V84H90V82H91V84H90V88H91V90H89V91H77V89H75L74 88V90H75V93L74 94H72L73 92H71V94L70 93H64V92H61V91H63V90H53V89H51V88H44V86H46V85H42L43 86V88H39L38 87V85H35V87L33 86L32 87V89L34 88V90H32V92L31 91H29V89H28V91L29 92H31V96H29L28 95V97H29V100L31 101L30 102V104L31 105H29L33 110V114H34V116L32 115V113L31 112H29V114L30 115H32V120H34V121H42L43 123H44V133H45V131H46V129L47 130H49L50 132H48V133H51V132H53L54 133V135H56V136H58V137H56L57 139H60L59 140V143H58V145L59 146H64V147H62V149L61 150H63V148L65 149V146H66V148H68V146L70 145H73V147H74V149H73V152L75 151H78V149H80V151H82L83 152V154H86V155H91L92 153H93V151H96V150H101L102 151V155H103V147H101V145H97V143H99L98 141L99 140H102L103 138H106L107 140L109 139V141H112V145L113 146H117L120 150H121V154H116L115 155V157H118V159H119V161H120V165H118V167H117V174L120 176V178H119V176H118V178L120 179V183L121 184H126L125 183V180H124V172H126V168L122 165V164H124L127 168H129V169H132V170H134V171H138L139 169L138 168H140V169H143V168H145V170H148V175H146V174H144L143 172L140 174V176H143L146 180H144V182L145 181H149V185H146L145 183H143L142 182V184L140 183V181H141V178L138 176L137 178H135V179H132V177L134 176V174L133 175H131V172L130 173H128L129 175L128 176H130V178L132 179V180H134V182L136 183V187H135V184H134V182H133V185H134V187H132V188H134V190L136 191V189H137V193L136 194H138V191H139V194L138 195H140L141 196V198H143V201H145L144 203H143V206H144V208L146 209V208H148L149 209V212L151 213V214H153V212H154V210L152 209L153 207H156V206H158V209L157 210H161V209H159V207L160 208H162L164 211H166L165 213H172L173 215H179V214H181V213H178L177 212V210H175V208H171L170 207V205L168 206V205H164L162 202H163V200H161L160 199V196H154V194L156 193H153L152 192V194L150 195V193H151V191H153V190H150V193L148 192V190L151 188V186H153V184H157L158 183V181H154V179H155V176L156 177H158V178H156L157 180H159V181H161V180H163L162 182L163 183H165V185L166 184H169L170 186L171 185H178L174 190H176V191H182V193H183V199L185 200V202H186V206L188 207V213L186 212V223L188 224V225H186V228L185 227H183V226H175V227H171L167 232H166V236H167V238H168V242L169 243H175L176 245L177 244H179V245H188L189 246V244H190V242H193V241H191V239L193 238V236H195V235H197V227H202V231L200 230L199 232H204V234H205V238H207V240H208V242L206 243L207 245L204 247V249H205V259H206V264H212V262H211V260H210V257H212V251H210V248H212V247H217L218 249L220 248L219 247V245H217L214 241H213V234H212V230H211V228L209 227L210 226V222L212 221V220H214V219H216L217 217H221V220H220V227L218 226L217 227V232H218V234H219V236H217L216 234V238H218L219 240H220V242H225V240H228V241H230L231 242V246H234V247H236L237 248V250L239 251V253H237V254H231V257H230V260H228V259H224V260H222V259H219V260H221L220 261V263H222V264H264V112L262 113L261 112V114H260V117H262L263 118V125L261 126V129L263 128V130H262V132H261V136H262V139H261V141L260 142H258V145L257 146H259V150H257L255 153H253V155H254V157H252L251 159L249 158V156L247 155V153L245 152V147H247L248 149H249V146H247L248 144H249V142H247L248 144L246 145L245 143H242L241 142V140L239 141V142H241L242 144H241V146H240V150L238 149V146L237 147H235L237 150H239V152L237 151V152H234L235 154L233 155V154H230L229 152H226V154L225 155H223L222 157H219V158H214V157H212V154L211 155H209L208 157L206 156V154H205V152H206V147L203 145V144H201V145H195L196 143H194V145L195 146H193V151L195 152V155L197 156V160H196V163H197V165L199 166V168L200 167H203V166H205V169L204 170H202L201 171V173H202V175L201 176H199L198 178H192L190 175H188V168H186L185 166H184V164H182L180 161H177V159H174V158H166V154L163 152V153H158V152H154V154H153V152H151L152 150H154V148L157 146L156 144H157V142H158V134L159 133H161V131H162V127H163V125H165V121H166V119H165V121L164 122H162L161 123V121L159 122V120H158V117L159 118H161L160 116L162 115V117L165 115V117L167 118H173V117H175V115H179V114H181V116H180V118H178L177 117V119H174V121L172 120V123L170 124L174 129H176L178 132H177V135H176V138H177V140L178 139H181V140H183V141H185V139H187V140H191V138L188 136V138H187V136H185V135H187V134H185L184 133V135H183V129H187L186 127H188V126H190V125H196V124H198L197 126H194L193 128H196V127H199V126H201V125H203L204 126V129H205V132L203 133V135H202V132L200 133V135H199V133L195 130V129H193L194 130V134H193V138L194 139H198L199 141H204L203 143H206V145L209 147L210 146V144H221V145H223V146H225V147H227V146H230V147H232L233 148V144L231 145V142H232V136L234 135L235 137H236V135H240L239 133H244L243 131H241L242 129H243V127L241 126V123H242V121H243V119L245 118V115H247V113L246 112H248L249 113V111H247V109H248V107H249V104H263L264 103V100L261 102V100L259 99V97H258V92L256 91L255 92V95L253 94V97H251V98H249V96L248 95H246V90H247V87H248V83H249V80L251 79H253V81L255 82V90H260V92H262L261 91V89L263 88V90H264V85L262 86V84H263V82H260V81H258V78H256L255 76H254V78H253V76L251 75V77H249L248 76V74H246V75H242L241 76V80H240V84H241V95H240V101H239V103H240V105H239V107H240V114H239V116H237V118L235 119V121H236V123H238V130L236 131V130H234V131H227L226 130V128H223L224 127V125H222L223 127H221V126H218L219 125V122H217L216 120H214V118L215 119H218V117H216L215 116V114L211 111V109H209L210 107H209V105H208V102L205 100V103H203V106H204V110L202 111V112H200V111H197V110H195V112H194V114H192L191 113V115H190V113H189V111L191 110L187 105V109H184L185 108V106L182 104V103H180V102H177V101H179V99H180V97L182 96L181 95V93L178 91V90H176V88H174V84H175V82L176 81H178L179 80V82H178V84L179 83H181V81H189L188 79L186 80L185 78H188L187 77V74H188V76H189V73L190 72H193V71H191V69L188 67V61L187 60H185L184 62L186 63H188L187 65L185 64V63H183V64H181V63H179V61L181 62V60H175V56L178 54V52H177V54L175 53V52H173L172 50V52H171V54H174L175 56L173 57V55H171V60L170 61H166V60H168L169 58L168 57H165V56H163L162 55V57H160L161 56V54L160 55H158V52H160ZM163 51V50H162ZM182 51H184V50H182ZM197 51V50H196ZM31 52V51H30ZM36 52V51H35ZM55 52H56V50H55ZM82 52V51H81ZM108 52V54H109V51H107ZM113 51L111 52L112 53V55H113V53H114ZM130 52V51H129ZM132 52V51H131ZM139 52V51H138ZM141 52V51H140ZM144 52V51H143ZM230 52V51H229ZM254 53L255 52H257V51H253ZM19 53V52H18ZM24 53L25 52H23V56H24ZM53 53V52H52ZM106 53V52H105ZM116 53H114V56L116 57ZM124 53V52H123ZM127 53H128V51L126 50V55H127ZM147 53H149L148 51H147ZM162 53V52H161ZM164 53H165V51H164ZM167 53H169V51L167 52ZM14 55L16 54V53H13ZM19 54H21V51H20V53ZM39 54H40V52H39ZM67 54V53H66ZM75 54V53H74ZM80 54V53H79ZM89 54V53H88ZM107 53H106V55H108ZM118 54V53H117ZM122 53L120 52V55H121ZM134 54V53H133ZM133 54H131V55H133ZM143 54V53H142ZM11 55V54H10ZM28 55H30V54H28ZM59 55V54H58ZM109 55H111V54H109ZM108 55V56H109ZM128 55H129V53H128ZM138 55H139V53H138ZM141 55V54H140ZM143 55H145V54H143ZM169 55V54H168ZM182 55V53L180 54V56ZM184 55V54H183ZM252 55H253V53H252ZM1 56V55H0ZM4 56V55H3ZM6 56V55H5ZM34 56V55H33ZM63 56V55H62ZM77 56V55H76ZM113 56V57H114ZM125 56V55H124ZM130 56V55H129ZM136 56H137V54H136ZM147 55H145V57H146ZM179 56V55H178ZM178 56H176V57H178ZM202 56H204V57H206L204 54L202 55ZM2 57V56H1ZM15 57H16V55H15ZM28 56H26V58H24L25 60L26 59H28L27 58ZM60 57V56H59ZM69 57V56H68ZM72 57H73V55H72ZM89 57V56H88ZM119 57V56H118ZM149 57V56H148ZM148 57H146V58H148ZM36 58V57H35ZM38 58V57H37ZM76 58V57H75ZM85 58H86V56H85ZM84 58V59H85ZM90 58H91V55H90ZM106 58V57H105ZM109 59H110V57H108ZM108 58H106V60H108ZM117 58V57H116ZM125 58H127V57H125ZM137 58H138V56H137ZM140 58V57H139ZM142 58V57H141ZM140 58V60H142ZM152 58V57H151ZM174 59V65L176 66V68L174 67V65H170L169 64V62H172L173 61V59ZM181 59H182V56L180 57ZM196 59H197V57H195ZM194 58V59H195ZM3 59V58H2ZM4 59H6L5 57H4ZM19 59V58H18ZM21 59V58H20ZM31 59V58H30ZM65 59H67L66 57L64 58V61L63 62H65ZM69 59V58H68ZM74 59V58H73ZM79 59V58H78ZM119 59V58H118ZM123 59V58H122ZM131 59V58H130ZM133 59L134 60H137L135 57H133ZM150 59V58H149ZM29 60V59H28ZM45 60V59H44ZM70 60H71V58H70ZM96 60V59H95ZM121 60V59H120ZM120 60H117V61H120ZM133 60V61H134ZM156 60V59H155ZM22 61V60H21ZM30 61V60H29ZM37 61V60H36ZM39 62H40V60H38ZM37 61V62H38ZM80 61V60H79ZM112 62H113V60H111ZM133 61H132V63H133ZM138 61H139V59H138ZM143 61V60H142ZM149 61V60H148ZM183 61V60H182ZM196 61V60H195ZM2 62V61H1ZM9 62V61H8ZM33 62V61H32ZM35 62V61H34ZM106 62V61H105ZM108 62H110V60L108 61ZM107 62V63H108ZM121 62V61H120ZM127 62V61H126ZM140 62V61H139ZM159 62V63H158ZM162 62V63H161ZM176 62H177V64H176ZM191 62V61H190ZM193 62V61H192ZM199 62H201V61H199ZM209 62H210V60H209ZM237 62V61H236ZM29 63L30 62H28L27 63V65H29ZM73 63V62H72ZM104 63V62H103ZM117 63H119V62H117ZM129 63H131V61L129 62ZM131 63V64H132ZM150 63H153V61L152 62H150ZM38 64V63H37ZM77 64V63H76ZM88 64V63H87ZM114 64V63H113ZM121 64H123V63H121ZM128 64V63H127ZM134 64V63H133ZM137 64V63H136ZM135 64V65H136ZM139 64V63H138ZM138 64H137V66H138ZM141 64V63H140ZM193 63H191V65H192ZM197 64H198V62H197ZM68 65V64H67ZM75 65V64H74ZM85 65V64H84ZM91 65V64H90ZM133 66V67H137V66ZM143 66L144 65H147L146 63L145 64H142ZM155 65V64H154ZM199 65V64H198ZM31 65H29V67H30ZM107 66V65H106ZM115 66V65H114ZM115 66V67H116ZM132 66V65H131ZM140 66V65H139ZM152 66H153V64H152ZM158 66V65H157ZM215 66V65H214ZM8 67L9 66H6V69H8ZM27 67V66H26ZM41 67V66H40ZM73 67V66H72ZM76 67H78L77 65H76ZM85 67V66H84ZM91 68H93L92 66H90ZM110 66H109V63H108V68H109ZM114 67V68H115ZM127 67V66H126ZM155 67H156V65H155ZM154 66H153V68H155ZM196 66L194 65V68H195ZM217 67V66H216ZM10 68V67H9ZM25 68V67H24ZM31 68H37L36 67V65H33V66H31ZM80 68V67H79ZM91 68H90V70H91ZM112 68V67H111ZM134 68V69H135ZM138 68V71H139V73H141V68H142V66L141 67H137ZM136 68V69H137ZM146 68H147V66H146ZM203 68V67H202ZM233 68V67H232ZM27 69L29 70V68L27 67ZM68 69V68H67ZM73 69V68H72ZM76 69V68H75ZM140 69V70H139ZM148 69H151L150 67H148ZM180 69H183V71H184V73L180 70ZM193 69V68H192ZM196 69V68H195ZM209 69V68H208ZM9 70V69H8ZM61 70V69H60ZM113 70V69H112ZM115 70V69H114ZM143 70V69H142ZM145 70V69H144ZM194 70V69H193ZM197 70H199L198 68H197ZM196 70V71H197ZM204 70V69H203ZM4 71H6L5 70V67L4 66H1L0 65V72L2 73V72H4ZM33 71V70H32ZM63 71V70H62ZM111 71V70H110ZM137 71V70H136ZM137 71V72H138ZM150 71V70H149ZM223 71V70H222ZM9 72V71H8ZM12 72V71H11ZM10 72V73H11ZM27 71L25 70V73H26ZM60 72V71H59ZM91 72V71H90ZM143 72V71H142ZM151 72H152V70H151ZM156 72V71H155ZM176 72H179V73H176ZM180 72H182V73H180ZM209 72V71H208ZM247 72V71H246ZM0 73V74H1ZM28 73V72H27ZM32 73V72H31ZM128 73V72H127ZM144 73V72H143ZM194 73V72H193ZM196 73V72H195ZM235 73H237V72H235ZM7 74H9V73H7ZM6 74V75H7ZM13 73H11V77L10 76H6L7 78H5L6 79V81H4V82H6V84L8 83V84H16V85H18L19 86V88H22V87H24V88H22V90L24 89V91H26L27 90V83H29V81L25 78V77H20V76H13L12 75ZM23 74V73H22ZM29 74H30V72H29ZM33 74V73H32ZM36 74V73H35ZM113 74V76H111V75ZM148 74V73H147ZM151 74V73H150ZM178 74L180 75V76H178ZM191 74V73H190ZM43 75V74H42ZM126 75V74H125ZM129 75H130V73H129ZM146 75V77L144 78V76ZM196 75V76H195ZM194 76L195 77H197V78H199V76H198V74L196 73ZM2 76H4V74L2 75ZM1 76V77H2ZM13 76V77H12ZM26 76V75H25ZM30 76H32L31 74H30ZM29 76V77H30ZM64 76V75H63ZM116 76L118 77L117 78V80H116ZM123 76V75H122ZM156 76V75H155ZM226 76V75H225ZM153 77V76H152ZM190 77V76H189ZM202 77V76H201ZM3 78V77H2ZM35 78V77H34ZM65 78V77H64ZM128 78V77H127ZM138 78H137V80H138ZM191 78H192V75H191ZM228 78V77H227ZM57 79V78H56ZM69 79V78H68ZM160 79V78H159ZM159 79L157 80V81H159ZM162 79V78H161ZM195 79V78H194ZM208 79V78H207ZM32 80H33V78H32ZM80 80V79H79ZM83 80V79H82ZM136 80V79H135ZM148 80V81H147ZM261 80H262V78H261ZM68 81V80H67ZM81 81V80H80ZM196 81H198L197 79H196ZM79 82V81H78ZM160 82H162V81H160ZM203 82V81H202ZM207 82V81H206ZM39 83H41V82H39ZM66 83V82H65ZM68 83H70V81H68ZM88 83V82H87ZM86 83V84H87ZM167 83V82H166ZM165 83V84H166ZM232 83V82H231ZM76 84H77V82H76ZM75 84V85H76ZM156 84V85H155ZM177 84V85H178ZM184 84V83H183ZM182 84V85H183ZM2 85V84H1ZM5 85V84H4ZM15 85V86H16ZM159 85V84H158ZM204 85V83H202V86ZM3 86V85H2ZM26 86V87H25ZM29 86V85H28ZM70 86H73L71 83H70ZM160 86V85H159ZM158 86V87H159ZM179 86V85H178ZM181 86V85H180ZM206 86V85H205ZM77 87H78V85H77ZM161 87V86H160ZM163 87H164V85H163ZM186 87V86H185ZM193 87V86H192ZM191 87V88H192ZM3 88H4V86H3ZM26 88V89H25ZM58 88V87H57ZM62 88V87H61ZM162 88V87H161ZM167 88V89H168ZM187 88V87H186ZM208 88V87H207ZM206 88V89H207ZM4 89H7L6 88V85H5V88ZM3 89V90H4ZM136 89V88H135ZM134 88H133V90H135ZM165 89V88H164ZM164 89L162 90V92H164ZM195 89H196V87H195ZM197 89H199V88H197ZM200 89H201V86H200ZM86 90V89H85ZM137 90V89H136ZM179 90L181 91H183V88L182 87H179ZM36 91H38V92H36ZM138 91V90H137ZM160 91V90H159ZM248 91V90H247ZM189 92V91H188ZM264 92V91H263ZM160 93V92H159ZM205 93V92H204ZM203 93V94H204ZM183 94H185V93H183ZM236 94V93H235ZM78 95V96H77ZM16 96V95H15ZM138 96V97H137ZM166 95H164V98H166L165 97ZM169 96V95H168ZM187 96H189V95H187ZM25 97V96H24ZM23 97V98H24ZM231 97H233V96H231ZM163 98V99H164ZM190 98V97H189ZM12 99H14V98H12ZM167 99V98H166ZM166 99H164V100H166ZM1 100V99H0ZM15 100V99H14ZM169 100H171V98H169ZM168 100V101H169ZM183 100V99H182ZM26 101V100H25ZM33 101H37V105L35 104V106L33 105L34 104V102ZM133 101V102H132ZM172 101V100H171ZM170 102V101H169ZM177 102V103H176ZM189 102H192V100H190L189 99ZM25 104H27V103H25ZM169 104V103H168ZM211 104V103H210ZM21 105V104H20ZM33 105V106H32ZM212 105V104H211ZM24 106V105H23ZM28 106V105H27ZM39 107V108H37V107ZM169 106H170V104H169ZM169 106H167V108L169 107ZM226 106V105H225ZM29 107V108H30ZM62 108H65L66 110L68 109V110H71L70 112H72V111H74V114H76L75 115V119H76V126H77V128H72V125H70V123L69 124H67L66 123V121L68 120L67 118V120L66 121H64L63 119H61L60 117H55V114L59 111V110H61ZM166 108V109H167ZM190 109V110H189ZM250 109V108H249ZM26 110H29L28 108L26 109ZM91 110H93L94 112L92 113V111ZM97 111V113H95L96 111ZM189 110V111H188ZM21 111V110H20ZM192 111V110H191ZM23 112V111H22ZM5 113V112H4ZM67 113V112H66ZM74 114H73V116H74ZM58 115V114H57ZM173 115V116H172ZM22 116V115H21ZM66 116V115H65ZM170 116V117H169ZM248 116H249V114H248ZM69 117V116H68ZM239 117V118H238ZM7 118V117H6ZM167 118V119H168ZM227 118V117H226ZM246 118H248V117H246ZM162 119H164V118H161V120ZM223 119V118H222ZM145 120H147V121H145ZM169 120H171V119H169ZM168 120V122H167V124L170 122ZM225 120V119H224ZM5 121V120H4ZM156 121H158L159 122V124L161 125L162 124V126H159V127H161L160 129H159V131H158V134H157V131H156V127L154 126V124L151 126L150 125V127H148L147 125V127H145V124L148 122H150V123H157ZM163 121V120H162ZM222 121V120H221ZM228 121H230L231 123H232V121L231 120H228ZM83 123H84V125H83ZM166 124V125H167ZM230 124V123H229ZM233 124V123H232ZM75 125V124H74ZM156 125V124H155ZM221 125V124H220ZM8 126H9V124H8ZM87 126V127H86ZM16 127V126H15ZM14 127V128H15ZM89 128V129H91L90 130V134L89 135H87L88 133H85L83 130L85 129V128ZM158 127V126H157ZM234 127V126H233ZM254 127V126H253ZM81 128H83V130L81 129ZM234 128H236V126L234 127ZM248 128V127H247ZM40 129H42L41 127H40ZM168 129V128H167ZM231 129H232V126H231ZM246 129V128H245ZM245 129H243L245 132L247 131V130H245ZM249 129V128H248ZM43 130V129H42ZM187 130H189L190 131V129H187ZM233 130V129H232ZM188 131V132H189ZM186 132V131H185ZM235 132H239L238 134H236ZM241 133V134H242ZM247 133V135H248V131L246 132ZM254 133V132H253ZM253 133H251V134H253ZM52 135V134H51ZM159 135H161V134H159ZM46 136V135H45ZM199 136H201V138L199 137ZM250 136V133H249V135H248V137ZM54 137V136H53ZM175 137V136H174ZM183 138V139H182ZM237 138H239V136L237 137ZM241 138V137H240ZM236 139V138H235ZM248 139V138H247ZM38 140V139H37ZM55 140V139H54ZM161 140V139H160ZM164 140H167V137L165 136V138H164ZM171 140H172V138H171ZM243 140V139H242ZM245 140V139H244ZM243 140V141H244ZM251 140V139H250ZM193 141V140H192ZM195 141V140H194ZM193 141V142H194ZM249 141V140H248ZM140 142H143V144H142V146H140ZM173 142V141H172ZM197 142V141H196ZM252 142V141H251ZM57 143V142H56ZM174 143V142H173ZM199 143V142H198ZM202 143V142H201ZM1 144V143H0ZM116 144V145H115ZM171 144V143H170ZM1 146V145H0ZM3 146V145H2ZM1 146V147H2ZM54 146V145H53ZM93 146H94V149H91V148H93ZM159 146V145H158ZM157 146V147H158ZM47 148V147H46ZM55 148V147H54ZM57 148V147H56ZM161 148V147H160ZM159 148V149H160ZM213 148H216L215 146H213ZM213 148L212 147H210V149L211 150H213ZM227 150H229V148H226ZM236 149H234V151H236ZM69 151H70V149H68ZM68 150H66V151H64V152H67ZM163 150H166V149H163ZM214 150H216V149H214ZM18 151V150H17ZM79 151V152H80ZM161 151V150H160ZM168 150H166V152H167ZM23 152V151H22ZM52 152H53V150H52ZM55 152V151H54ZM107 152V151H106ZM106 152H104V153H106ZM138 152H145L144 153V155H142V156H137V153ZM214 152V151H213ZM101 153V152H100ZM109 155L107 156V158H109V156L110 155H112V154H110V152L108 151L107 152ZM106 153V154H107ZM114 153H116V152H114ZM215 153V152H214ZM213 153V154H214ZM233 153V152H232ZM238 153V154H237ZM14 154H16V152H14ZM53 154V153H52ZM52 154L50 155V156H52ZM57 154V153H56ZM63 154H65V153H63ZM62 154V155H63ZM81 154V153H80ZM140 154V153H139ZM187 154V153H186ZM230 154V155H229ZM12 155V154H11ZM71 155V154H70ZM148 155H150L151 157H153V160H150L149 162L148 161H145L146 160V156H148ZM172 155H174V154H172ZM171 155V156H172ZM25 156V155H24ZM60 156V155H59ZM67 156H68V153H67ZM72 156V155H71ZM83 157H84V155H82ZM104 156V155H103ZM150 156H148V157H150ZM215 156V155H214ZM9 157V156H8ZM11 157V156H10ZM16 157H18V156H16ZM42 157V156H41ZM55 157V156H54ZM175 157V156H174ZM21 158V157H20ZM27 158H29V157H27ZM61 158V157H60ZM64 158V157H63ZM63 158L61 159V161L63 160ZM68 157H66V159H67ZM89 158V157H88ZM93 158V157H92ZM10 159H12V158H10ZM23 159V158H22ZM21 159V160H22ZM58 159V158H57ZM84 159V158H83ZM90 159V158H89ZM147 159H150V158H147ZM164 159H169L168 160V163H165L163 160ZM16 160V159H15ZM24 160V159H23ZM71 160V159H70ZM85 160H87L86 158H85ZM95 160H97V159H95ZM194 160V159H193ZM13 161V160H12ZM19 161V160H18ZM25 161H27L28 162V159L27 160H25ZM29 161H30V159H29ZM50 161V160H49ZM54 161V160H53ZM166 161V160H165ZM251 161H253L255 164H251ZM47 162V161H46ZM50 162H52V161H50ZM77 162V161H76ZM89 162V161H88ZM100 162V161H99ZM102 162V161H101ZM107 162V161H106ZM19 163H21V162H19ZM18 163V164H19ZM29 163V166L30 165H32L31 164V161L30 162H28ZM33 163V162H32ZM43 163V162H42ZM72 163H73V161H72ZM84 162H82L81 161V164H83ZM110 163V162H109ZM108 162H107V165L109 164ZM113 163V162H112ZM122 163V164H121ZM41 164V163H40ZM55 164V163H54ZM71 164V163H70ZM75 163H73V165H74ZM100 164V163H99ZM104 164H106V163H104ZM103 164V165H104ZM61 165V164H60ZM72 165V164H71ZM87 165H89V163H87ZM86 165V166H87ZM93 165V164H92ZM24 166V165H23ZM26 166H27V164H26ZM45 166H46V164H45ZM99 166V165H98ZM109 166V165H108ZM114 166V165H113ZM15 167V166H14ZM13 167V168H14ZM50 167V166H49ZM54 167V166H53ZM74 167H76V166H74ZM92 167V166H91ZM105 167V166H104ZM4 168V167H3ZM16 168H17V164H16ZM20 168H22L21 166H20ZM20 168H18V169H20ZM57 168V167H56ZM62 168V167H61ZM73 168V167H72ZM103 168V167H102ZM101 168V169H102ZM106 168V167H105ZM1 169V168H0ZM5 169V168H4ZM4 169H2V171H4ZM15 169V168H14ZM75 169H78V168H75ZM81 169V168H80ZM79 169V170H80ZM87 169V168H86ZM86 169H84V170H86ZM100 169V168H99ZM109 169V168H108ZM113 169V168H112ZM112 169H110V170H112ZM17 170V169H16ZM116 170V169H115ZM158 171V172H154L153 173V171ZM6 171H7V169H6ZM80 171H83V170H80ZM92 171V170H91ZM109 171V170H108ZM16 172V171H15ZM34 172L35 173H37V174H40V175H42L43 177H45V179H47V181H48V184H49V186L50 185H58V187L59 188H66L67 190H69V191H75L77 188H78V186H79V181L81 180V178H80V180H78V179H69V178H67V177H65V178H63V176H59V175H61L62 173H59L58 172V175H55V174H53L49 169H47V168H45V167H42L41 165H39L38 164V166L35 164V166H34ZM90 171H88V173H89ZM5 173V172H4ZM26 173V172H25ZM93 173V172H92ZM109 173V172H108ZM158 173H161V175H158ZM80 174V173H79ZM101 174V173H100ZM111 174V173H110ZM127 174V173H126ZM14 175V174H13ZM85 175H87V172H86V174ZM88 175H91V174H88ZM35 176V175H34ZM65 176V175H64ZM117 176V175H116ZM127 175H126V177H128ZM132 176V177H131ZM80 177H82L81 175H80ZM97 177V176H96ZM108 177V176H107ZM114 177H115V175H114ZM125 177V178H126ZM16 178V177H15ZM42 178V177H41ZM77 178V177H76ZM86 178V177H85ZM88 178H89V176H88ZM110 178V177H109ZM12 179H14V177L12 178ZM104 179H105V177H104ZM103 179V180H104ZM107 179V178H106ZM116 180H117V178H115ZM114 179V180H115ZM127 180V179H126ZM16 181V180H15ZM46 181V182H47ZM91 181V180H90ZM105 181V180H104ZM104 181H102V182H104ZM98 182V181H97ZM113 182V181H112ZM16 184V183H15ZM91 184H93V183H91ZM113 184H114V182H113ZM118 184V183H117ZM89 185V184H88ZM128 185H130V184H128ZM159 185H161V184H159L158 183V185L157 186H159ZM175 185H174V187H175ZM98 186V185H97ZM116 186H118V187H116V188H119V191L122 189L121 188V185L120 184H118V185H116ZM156 186V185H155ZM52 187V186H51ZM82 187V186H81ZM112 187V186H111ZM122 187H124V186H122ZM126 187H129V186H127L126 185ZM50 188V187H49ZM100 188V187H99ZM136 188V189H135ZM160 188H162V187H160ZM52 189V188H51ZM79 189V188H78ZM106 189V188H105ZM128 189V188H127ZM126 188L124 189V190H127ZM130 189V188H129ZM128 189V190H129ZM154 189V188H153ZM156 189V188H155ZM131 190V189H130ZM130 190H129V192H130ZM133 190V191H134ZM158 190V189H157ZM156 190V191H157ZM69 191H68V193H69ZM79 191V190H78ZM108 191H110V190H108ZM107 191V192H108ZM118 190L116 191L115 190V195L117 194V195H119L120 194V192H119ZM155 191V190H154ZM43 192V191H42ZM102 192V191H101ZM103 192H104V190H103ZM106 192V193H107ZM158 192V191H157ZM96 193H98V192H96ZM110 193H112V192H110ZM159 193H160V191H159ZM176 193V192H175ZM100 194V193H99ZM109 194V193H108ZM181 194V193H180ZM103 195H107V194H103ZM102 194H101V197L103 196ZM109 195H111L112 196V194H109ZM133 195V194H132ZM153 195V196H152ZM156 195V194H155ZM99 196V195H98ZM128 196V195H127ZM134 196H135V193H134ZM181 196V195H180ZM84 197V196H83ZM100 197V198H101ZM105 197V196H104ZM108 198H112V197H108ZM115 198V197H114ZM121 198H122V196H121ZM140 198V199H141ZM164 198V197H163ZM83 199V198H82ZM93 199H94V197H93ZM102 199V198H101ZM100 199V200H101ZM106 199V198H105ZM109 199V200H110ZM129 199H130V196H129ZM96 200V199H95ZM99 200V199H98ZM107 200V199H106ZM126 200V199H125ZM131 200V199H130ZM103 201H105L104 199H103ZM103 201H102V204H103ZM117 201V200H116ZM80 202V201H79ZM95 202V201H94ZM99 202H101V201H99ZM113 202V201H112ZM128 202V200L126 201V203ZM109 203V202H108ZM117 203V202H116ZM101 204V205H102ZM111 206H114L113 204L114 203H109ZM108 204V205H109ZM132 204V203H131ZM138 204V203H137ZM65 205V204H64ZM63 205V206H64ZM130 205V204H129ZM139 205V204H138ZM59 206V205H58ZM88 206V205H87ZM103 206H105V204H103ZM111 206H108V207H111ZM131 206H133V205H131ZM134 206H135V203H134ZM71 207V206H70ZM106 207V206H105ZM128 207V206H127ZM88 208H90V207H88ZM130 208V207H129ZM143 208V209H144ZM70 209V208H69ZM72 209V208H71ZM70 209V210H71ZM94 209V208H93ZM96 209V208H95ZM112 209V208H111ZM123 209L125 210V208L123 207ZM120 206H114L113 207V210L114 211H121L122 213L123 212H126V211H124ZM135 209H137V208H135ZM90 210V209H89ZM92 210V209H91ZM97 210V209H96ZM95 210V211H96ZM138 211H139V209H137ZM162 210V211H163ZM77 211V210H76ZM98 211V210H97ZM130 211V213L132 212V210H129ZM142 211V210H141ZM176 211V212H175ZM83 212V211H82ZM87 212V211H86ZM180 212V211H179ZM109 212H107L106 214H108ZM129 213V214H130ZM50 214V213H49ZM92 214H94V212L92 213ZM91 214V215H92ZM98 214V213H97ZM97 214H95V215H97ZM103 214V213H102ZM101 214V215H102ZM118 214V213H117ZM123 214H125V213H123ZM128 214V215H129ZM133 215H134V213H132ZM183 214V213H182ZM63 215V214H62ZM137 215H139V214H137ZM147 215V214H146ZM72 216V215H71ZM126 216V215H125ZM130 216H131V214H130ZM129 216V217H130ZM143 216V215H142ZM179 216H182V215H179ZM229 216V218L232 220V221H238V217L239 216H241V219L244 221V222H246L247 220H250V222H253V223H257V234H259V235H261L262 237H261V239H260V241H259V245H256L255 246V243H253V246H252V248H253V250H255V247L256 248H258V250L260 251V254L257 256V258H258V261L256 262L255 261V259H254V256H253V253L251 252V251H249L250 250V247H251V245H250V243H249V241H248V239H247V237L243 234V229H240L239 228V226H238V228L237 229H235V230H232V231H230V230H228L227 229V227H226V224H225V222L223 221L222 223H221V221H222V219H223V217H228ZM88 217V216H87ZM101 217V216H100ZM102 217H104V214H103V216ZM101 217V218H102ZM112 217V216H111ZM110 217V218H111ZM128 216H126V218H127ZM134 217V216H133ZM133 217L131 218V221H132V219H133ZM88 218H90V217H88ZM91 218H93V217H91ZM150 218V217H149ZM152 218V217H151ZM96 219V218H95ZM174 219V218H173ZM83 220V219H82ZM119 220V219H118ZM135 220V219H134ZM137 220H140V219H137ZM80 221L81 220H78V222L80 223ZM98 221H100V220H98V218H97V221H95L96 223L98 222ZM114 221H117V220H115L114 219ZM120 221V220H119ZM77 222V220H76V223H78ZM91 222V221H90ZM102 222H104V221H102ZM136 222V221H135ZM135 222H134V224H135ZM168 222V221H167ZM71 223V222H70ZM95 223V224H96ZM119 223V222H118ZM118 223H115V226H116V224H118ZM128 223V222H127ZM140 223V222H139ZM160 223V222H159ZM75 224V223H74ZM73 224V225H74ZM81 224V223H80ZM99 224V223H98ZM136 224H138V223H136ZM178 224H180V223H178ZM239 224V223H238ZM76 225V224H75ZM84 225V224H83ZM82 225V226H83ZM89 225V224H88ZM119 225H120V223H119ZM126 225V224H125ZM133 225V224H132ZM144 225H146V224H144ZM162 225V224H161ZM168 225V224H167ZM171 225H173V223L172 224H170V226ZM65 226V225H64ZM70 226V225H69ZM90 226V225H89ZM129 226H131V225H129ZM129 226L127 227V228H129ZM157 226V225H156ZM227 226H228V222H227ZM230 226V225H229ZM242 226H243V224H242ZM92 227H94V226H92ZM111 227V226H110ZM109 227V228H110ZM112 227H114V226H112ZM122 227V226H121ZM145 227V226H144ZM148 227H150V226H148ZM58 228V227H57ZM85 228H87L86 226H85ZM103 228V227H102ZM117 228H119V226H117L116 227V229ZM124 228H125V226H124ZM124 228H121V229H117L118 230V232L121 230L122 231V229H124ZM62 229V228H61ZM97 229H100V227L99 228H97ZM115 228H113V231L114 230H116ZM126 229V228H125ZM85 230V229H84ZM83 230V231H84ZM86 230H88V229H86ZM90 230H91V228H90ZM130 230H132V229H130ZM149 230H151L153 233H155L156 231L155 230H153V227L151 226L150 228H149ZM80 231V230H79ZM111 231H112V228H111ZM111 231H108V232H111ZM120 231V232H121ZM127 231V230H126ZM128 231H129V229H128ZM135 231V230H134ZM155 231V232H154ZM211 231V233H209ZM60 232H61V230H60ZM65 232V231H64ZM93 232H94V230H93ZM107 232V231H106ZM117 232V233H118ZM137 232V231H136ZM158 232V231H157ZM63 233V232H62ZM74 233H75V231H74ZM123 234H124V231L122 232ZM131 233H133L134 234V232H131ZM177 233H182V234H184L185 236H186V238H185V240L183 241V242H177L176 241V238H175V236H176V234ZM114 234V233H113ZM119 234V233H118ZM117 234V235H118ZM128 233H126V235H127ZM132 234V235H133ZM90 235H91V233H90ZM107 235V234H106ZM122 235V234H121ZM120 235V236H121ZM126 235H125V238H126ZM85 236V235H84ZM119 236V235H118ZM123 236V235H122ZM122 236H121V238H122ZM135 236V235H134ZM87 238H88V236H86ZM107 237H108V235H107ZM127 237H128V235H127ZM132 237V236H131ZM136 237V236H135ZM156 237V236H155ZM92 238V237H91ZM101 238V237H100ZM120 238V237H119ZM128 238H130V237H128ZM153 238V237H152ZM256 238V237H255ZM9 239H12V238H9ZM80 239V238H79ZM103 239V238H102ZM134 239H136V238H134ZM13 240V239H12ZM82 240V239H81ZM83 240H84V238H83ZM107 240V239H106ZM120 240H122V239H120ZM149 240H151V239H149ZM85 241V240H84ZM93 241H95V240H93ZM126 241V240H125ZM154 241V240H153ZM170 241H172V242H170ZM119 242V241H118ZM120 243H122V242H120ZM194 243V242H193ZM124 244H125V242H124ZM128 244H129V242H128ZM143 244V243H142ZM256 244H258V243H256ZM125 246V245H124ZM124 246H123V248H124ZM136 246V245H135ZM143 246V245H142ZM127 247V246H126ZM125 247V249H127ZM132 247V245L130 246V248ZM165 247V246H164ZM183 247V246H182ZM44 248V247H43ZM85 248V247H84ZM89 248V247H88ZM90 248H91V246H90ZM130 248L128 247V250L131 252V250H130ZM161 248H163V245H161ZM174 248V247H173ZM190 248V247H189ZM39 249V248H38ZM96 249V248H95ZM134 249V248H133ZM132 249V250H133ZM138 249V248H137ZM142 249V248H141ZM175 249V248H174ZM184 249V248H183ZM191 249V248H190ZM195 249V248H194ZM97 250V249H96ZM101 250V249H100ZM103 250V249H102ZM134 250H136V249H134ZM134 250L132 251V253L134 254ZM139 250V249H138ZM137 250V251H138ZM161 250V249H160ZM175 250H178V249H175ZM197 250V249H196ZM93 251V250H92ZM120 251H122V250H120ZM125 251V250H124ZM129 251H126V252H129ZM140 251V250H139ZM145 251V250H144ZM162 251V250H161ZM163 251H164V249H163ZM174 251V250H173ZM172 251V252H173ZM184 251H185V249H184ZM255 251H257V250H255ZM34 252V251H33ZM95 252V251H94ZM110 252V251H109ZM129 252V253H130ZM169 252V251H168ZM188 252H190L189 250H188ZM199 252H200V250H199ZM202 252V251H201ZM254 252V251H253ZM128 253V254H129ZM131 253V254H132ZM137 252L135 251V254H136ZM163 253V252H162ZM166 253V252H165ZM193 253V252H192ZM258 253V252H257ZM41 254V253H40ZM46 254V253H45ZM111 254H113V253H111ZM139 254V253H138ZM141 254H143V252L141 253ZM145 254V253H144ZM143 254V255H144ZM174 254H175V251H174ZM178 254V252L176 251V255ZM114 255V254H113ZM162 255V254H161ZM179 255V254H178ZM180 255H183V254H181V252H180ZM190 255V254H189ZM214 255V254H213ZM42 256V255H41ZM52 256V255H51ZM129 256V255H128ZM133 256V255H132ZM137 256V255H136ZM188 256V255H187ZM43 257V256H42ZM86 257V256H85ZM101 257V256H100ZM112 257V256H111ZM127 257V256H126ZM125 257V258H126ZM130 257H131V255H130ZM139 257H141V255L139 256ZM165 257V256H164ZM163 257V258H164ZM184 257V256H183ZM182 257V258H183ZM188 257H190V261L192 262V260H194L195 259V257H193V254H191V256H188ZM194 259H193V258ZM41 258V257H40ZM50 258H52V257H50ZM93 258V257H92ZM91 258V259H92ZM95 258V257H94ZM116 258H117V256H116ZM138 258V257H137ZM177 258V257H176ZM179 258H180V256H179ZM42 259V258H41ZM111 259V258H110ZM122 259H123V257H122ZM131 258H129V260H130ZM133 259V258H132ZM183 259H185V258H183ZM54 260V259H53ZM101 260V259H100ZM117 261H119L118 260V258L116 259ZM182 260V259H181ZM99 261V260H98ZM124 261H126V259L124 260ZM163 261H164V259H163ZM179 261V260H178ZM183 261V260H182ZM195 261V260H194ZM192 262L191 264H195V262ZM100 262V261H99ZM121 262V261H120ZM134 262V261H133ZM143 262V261H142ZM145 262V261H144ZM128 263H129V261H128ZM163 263V262H162ZM179 263H181V262H179ZM184 263H186V262H184ZM187 263H188V261H187ZM123 264V263H122ZM168 264V263H167ZM171 264V263H170ZM182 264V263H181Z\"/></svg>",
  "mask_w": 264,
  "mask_h": 264
}]
</instances>
